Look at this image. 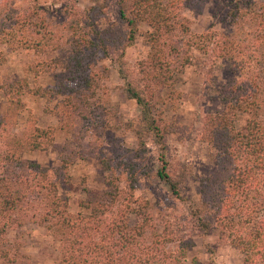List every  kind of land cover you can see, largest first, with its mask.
Wrapping results in <instances>:
<instances>
[{"label": "rangeland", "instance_id": "rangeland-1", "mask_svg": "<svg viewBox=\"0 0 264 264\" xmlns=\"http://www.w3.org/2000/svg\"><path fill=\"white\" fill-rule=\"evenodd\" d=\"M228 1L180 2L191 37L180 29L173 36L191 38L193 58L183 62L170 43L165 46L169 70L163 82L150 86L155 111L166 123L165 148L147 136L145 151L135 130L142 107L126 94L124 76L142 81L139 69L151 55V27L140 22L130 42L120 0H0V177L24 175L29 185L21 193L39 196L35 204L0 216V264H64L62 236L41 219L49 201L48 191L37 186L41 170L57 181L72 220L99 230L95 240L102 245L113 244L107 236L112 221L130 218V226L141 231L134 248L137 264H190L194 257L202 264H247L239 248L220 239L217 227L202 232L193 216L200 178L232 170L216 162V149L204 138L207 117L223 109L230 90L264 100V0H243L237 17L228 14ZM95 29L108 51L90 50L93 92L87 105L69 107V57L84 33L93 36ZM46 87L51 90L44 93ZM258 112L264 118V108ZM249 117L241 114L238 125ZM163 151L169 171L184 180L178 197L156 174ZM108 179L119 194L105 203ZM94 196L92 211L85 204ZM190 238L193 246L184 253L183 241ZM83 239L93 240L89 234ZM106 254L98 252L101 258Z\"/></svg>", "mask_w": 264, "mask_h": 264}, {"label": "trees", "instance_id": "trees-1", "mask_svg": "<svg viewBox=\"0 0 264 264\" xmlns=\"http://www.w3.org/2000/svg\"><path fill=\"white\" fill-rule=\"evenodd\" d=\"M181 1L120 0V16L129 29L127 38L130 42L135 38L140 22H146L152 29L147 32L151 55L147 61L141 63L139 69L142 81L124 76L126 94L142 107L141 119L135 130L139 145L145 151L148 145L147 136H154L161 148H165L166 123L163 117L156 113L153 95L150 93V86L163 82L164 72L170 67V58L165 46L170 43L183 62L190 63L193 58L188 54L192 47L191 38L175 41L173 36L174 32L180 29L182 34L191 37L190 20L182 14ZM242 1L229 0L228 14L237 17ZM262 8L264 17V3ZM87 33H84L83 41L73 48V55L67 63L68 80L71 83L66 85L65 104L69 107L87 105L89 94L93 92L90 50L94 52L103 48L108 51L105 42L97 41L103 38L100 31L95 29L93 36ZM117 38L115 45L120 47L121 40ZM2 59L0 52V60ZM17 83L20 81L14 84ZM40 90L35 89V92ZM50 90V87H46L44 93ZM256 96L254 99H248L244 95L233 94L230 90L223 97V109L207 117L204 138L214 145L216 162L221 165L230 164L232 170L223 176L200 178V203L193 211L198 230L207 232L217 227L220 239L239 248L247 264H264V118L258 112L264 108V100H259ZM241 114H250V117L244 125L239 126L238 119ZM38 145L37 143L36 146ZM160 160L162 165L156 171L158 178L169 186L175 196H180L184 180L176 179L169 171L164 151ZM46 171L41 170L43 176L37 181V186L48 191L45 196L38 195L49 199L44 204L41 219L49 223L51 230L62 236L60 240L64 264H100L102 259L104 264H110L111 260L115 264L140 262L134 248L141 231L137 232V226H130V218L122 216L112 221L109 229L111 235L107 236L112 239L113 244L102 245L95 240L99 230H93L94 226L81 225L80 220H72L66 198L58 193L57 181L44 175ZM28 182L29 179L20 174L7 179L0 177V216L8 210L19 211L24 205L36 203L39 196L21 193L20 188L28 187ZM15 184L19 187L15 188ZM106 185L108 189L105 195L109 199H106L105 203H110L119 194V188L112 179H108ZM94 198L95 201L89 200L85 204V207L91 208L92 211L96 210L94 203L98 202L95 196L92 199ZM97 222L100 225L103 219L99 218ZM140 226L144 228L143 225ZM87 234L93 239L88 244L83 241L84 235ZM192 246L191 238L184 239V253L185 248ZM111 247L116 251L111 250ZM99 251L107 252V257H99ZM127 253L130 257H127ZM190 264L202 262L194 257Z\"/></svg>", "mask_w": 264, "mask_h": 264}]
</instances>
